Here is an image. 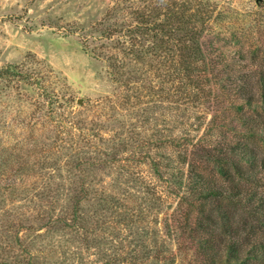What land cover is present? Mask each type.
Segmentation results:
<instances>
[{"label":"rangeland","instance_id":"1","mask_svg":"<svg viewBox=\"0 0 264 264\" xmlns=\"http://www.w3.org/2000/svg\"><path fill=\"white\" fill-rule=\"evenodd\" d=\"M204 10L264 0H0V264H202L184 153L220 138L170 86Z\"/></svg>","mask_w":264,"mask_h":264},{"label":"trees","instance_id":"2","mask_svg":"<svg viewBox=\"0 0 264 264\" xmlns=\"http://www.w3.org/2000/svg\"><path fill=\"white\" fill-rule=\"evenodd\" d=\"M201 19L237 30L238 48L225 53L227 38L220 42L225 37L216 34L209 41L208 27L198 44L202 61L183 57L173 66L172 77L179 78L170 99L206 107L215 127L209 138H220L185 148L187 177L200 204L198 215L188 217V244L197 243L202 264H264V10L244 25L224 11L213 16L204 10ZM214 53L217 58L206 62Z\"/></svg>","mask_w":264,"mask_h":264},{"label":"water","instance_id":"3","mask_svg":"<svg viewBox=\"0 0 264 264\" xmlns=\"http://www.w3.org/2000/svg\"><path fill=\"white\" fill-rule=\"evenodd\" d=\"M80 101H81V99H80Z\"/></svg>","mask_w":264,"mask_h":264}]
</instances>
